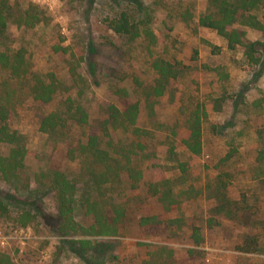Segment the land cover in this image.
<instances>
[{
    "label": "rangeland",
    "instance_id": "rangeland-1",
    "mask_svg": "<svg viewBox=\"0 0 264 264\" xmlns=\"http://www.w3.org/2000/svg\"><path fill=\"white\" fill-rule=\"evenodd\" d=\"M220 6L235 10L228 30L239 32L241 42L231 47L198 23ZM6 7L0 52L20 50L45 82L57 78L72 86L91 122L105 118L108 106L137 103L136 126L143 132L118 128L107 136L75 127L51 137L41 131V120L65 96L44 105L0 67L7 124L27 149L17 179L0 175L5 263L264 264V0H7ZM122 13L153 31L154 53L178 70L161 96L154 95L158 75L143 37L131 41L112 29ZM249 43L259 44L256 59L248 55ZM192 121L200 131L198 154L184 144ZM89 134L121 163L112 162L114 172L83 152ZM11 148L3 143L0 151L7 156ZM51 169L77 184L74 230L57 215L46 176ZM92 173H106L107 181ZM87 200L99 203L108 223L120 208L117 235L87 231L95 223ZM147 216L161 221L140 225ZM83 239L91 241L85 249L77 243Z\"/></svg>",
    "mask_w": 264,
    "mask_h": 264
},
{
    "label": "trees",
    "instance_id": "trees-1",
    "mask_svg": "<svg viewBox=\"0 0 264 264\" xmlns=\"http://www.w3.org/2000/svg\"><path fill=\"white\" fill-rule=\"evenodd\" d=\"M233 5V4H231ZM7 0L2 1L0 7V37L4 35L6 28L7 15ZM127 13L119 15L118 19L114 21L112 29L115 33L127 36L131 41L139 37H143L146 45L145 52L152 59V67L158 75L157 86L154 88V95L161 96L163 89L170 79H174L178 70L168 61H165L154 53L152 47L157 42V39L150 28H141L137 22L130 19ZM235 19V10L231 7L220 6L216 14L214 12L200 16L198 23L201 26L216 30L220 35L228 40L229 47L241 42L239 32L236 30L229 31L228 27L232 25ZM247 48L250 59L254 58L253 53L256 50L258 43L244 44ZM70 74L73 83H77V65L73 61L70 62ZM0 67L9 71L13 79L20 80L26 87L27 92L34 100L40 101L42 104H50L54 102L59 96H65L61 101V107L55 109L49 114L45 115L40 124V129L45 134L51 137H60L61 135H68L73 128L89 129L90 131H99L109 136V130H116L118 128L123 131H130L133 134H141L143 130L136 126V121L139 113L137 103L131 104L124 109H119L115 105L104 108L107 116L103 119L98 118L90 121L89 114L82 106L79 100H75L70 91L72 86L68 85L61 79L53 78L49 82H45L37 74L30 70V64L22 51H3L0 52ZM8 100H6L7 102ZM10 115V107L2 103L0 96V146L3 143H9L12 148L7 156L2 155L0 151V175L6 181L17 179L18 172L24 167V159L27 155V149L23 143L22 135L16 131H11L7 124ZM190 135L188 139L184 140L186 148L193 154H198L201 151V139L198 123L192 121L190 123ZM100 137L96 134L87 135V143L81 146L83 152L93 160L94 163L102 164L108 168L109 171L114 172V165H121L119 161L113 158L106 149L101 148ZM125 155L127 164L130 163V158ZM112 162L114 165H112ZM129 172L133 173V168L127 167ZM49 179L51 190L56 205V211L64 228L72 230L77 226L74 221V210L76 208L77 199V184L74 178H70L64 171L59 169H51L46 172ZM92 178H96L99 183H102L101 177L104 181L107 175L103 173L98 177L96 173L91 174ZM171 193V191H170ZM163 199L169 198V192L165 191L162 194ZM171 197V194H170ZM87 210L92 213L95 218V223L87 230L93 235H117L118 225L122 217V211L119 207H114L113 221H107L106 216L99 207L97 201L87 200ZM2 209V204L0 203ZM161 220L158 216H147L140 219V225H149L158 223ZM176 220H170V224ZM193 238L198 244L201 241V236L197 228L193 230ZM77 243L80 248L85 249L91 245L90 240H78ZM190 252V251H189ZM191 253V252H190ZM7 258L0 257V264L5 263Z\"/></svg>",
    "mask_w": 264,
    "mask_h": 264
}]
</instances>
